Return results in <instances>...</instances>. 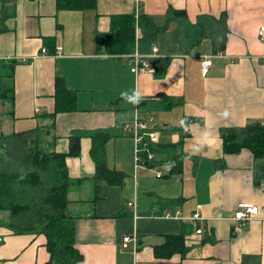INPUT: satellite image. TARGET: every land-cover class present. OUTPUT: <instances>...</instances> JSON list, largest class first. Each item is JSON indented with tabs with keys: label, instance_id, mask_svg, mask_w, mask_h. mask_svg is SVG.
<instances>
[{
	"label": "crops",
	"instance_id": "obj_1",
	"mask_svg": "<svg viewBox=\"0 0 264 264\" xmlns=\"http://www.w3.org/2000/svg\"><path fill=\"white\" fill-rule=\"evenodd\" d=\"M126 16L136 20L133 41L100 44ZM262 27L264 0H96L84 9L0 1V85L14 93L0 101V137L39 130L41 148L59 154L80 138L79 155L65 159L76 181L66 208L82 256L76 264H264V148L260 156L225 153L222 137L264 124ZM134 54L149 72L131 71ZM58 79L75 108L52 117ZM133 89L144 95L137 106L120 96ZM224 110L227 119L219 118ZM148 118L147 129L171 147L150 165L137 161L127 129ZM206 119L212 136L191 154ZM97 136L110 174H99L91 156ZM241 204L259 207L243 226L233 219ZM196 212L203 219L193 220ZM10 220L0 210V264H46L44 235L16 233ZM128 235L136 242L124 247Z\"/></svg>",
	"mask_w": 264,
	"mask_h": 264
},
{
	"label": "trees",
	"instance_id": "obj_2",
	"mask_svg": "<svg viewBox=\"0 0 264 264\" xmlns=\"http://www.w3.org/2000/svg\"><path fill=\"white\" fill-rule=\"evenodd\" d=\"M0 1L3 4L7 2ZM95 1L57 0V6L59 9H84ZM117 20L119 26L114 33L98 36L100 44L133 41L135 17L126 16ZM146 24L154 27L150 21ZM13 96V89L0 85V101H11ZM55 100L56 107L52 117L75 108V95L60 79L56 81ZM222 137L225 153H239L248 149L255 156H260L264 148V124L257 122L244 128L227 129L223 131ZM93 142L91 156L98 173L110 174L104 161L102 141L97 136ZM170 148L169 144L147 142L143 146L142 162L150 165L155 162L159 153ZM79 151V137H73L69 150L62 154L41 148L39 130L0 137V210L11 213L9 226L16 233L44 235L50 256L46 264H76L82 259L75 247L74 220L66 214L69 203L67 192L76 181L68 176L65 159L79 155ZM148 152L154 155L152 160H148Z\"/></svg>",
	"mask_w": 264,
	"mask_h": 264
},
{
	"label": "built area",
	"instance_id": "obj_3",
	"mask_svg": "<svg viewBox=\"0 0 264 264\" xmlns=\"http://www.w3.org/2000/svg\"><path fill=\"white\" fill-rule=\"evenodd\" d=\"M261 33L263 34L264 32V27L261 28ZM154 51H157V48H154ZM44 53H46V50H43ZM57 52L60 53L61 52V47L57 48ZM202 64V68L204 72H207V70L210 68V66H212V60L210 58H205L204 60H202L201 62ZM131 71L136 75H143L146 72L150 71V67L149 64L147 63V61L145 59H142L140 56H138L137 54H134V57L132 59V63H131ZM148 122H154L153 118H148L147 121H141L139 119L136 120V122L130 126H127V129L129 131H133L134 132V136H135V140H136V145H137V161L142 163V159H141V154L143 152V146L145 144H147V142H151V143H157L159 142V136L158 133L154 130H148L146 127L145 123ZM148 155V160H152L154 158V155L152 153H147ZM158 176H162V173L160 172L158 174ZM130 207H134L133 203H129L128 204ZM259 214V207L251 205V204H241L239 205V207L236 209L235 213H234V221L237 222V224L239 226H243L244 224H246L247 222H249L250 220H252L253 218L257 217ZM165 217L167 218H172V217H177L178 218V214L172 215L171 213H166ZM193 220H201L203 219L201 214L196 212L193 216H192ZM202 228H198L196 230L197 234H202ZM4 238L2 236H0V244L3 242ZM130 242H136V238L128 235L125 236L123 239V246L127 247V245Z\"/></svg>",
	"mask_w": 264,
	"mask_h": 264
},
{
	"label": "clouds",
	"instance_id": "obj_4",
	"mask_svg": "<svg viewBox=\"0 0 264 264\" xmlns=\"http://www.w3.org/2000/svg\"><path fill=\"white\" fill-rule=\"evenodd\" d=\"M121 99H123L126 103L132 104L133 106H137L141 104L144 100V95L139 89L133 90H125L120 93ZM229 116V112L224 110L219 114V118L227 119ZM180 126L185 132H191L194 125L188 124L187 120H181ZM198 127V126H197ZM215 127V123L213 120L206 119L204 120L203 130L199 132L196 137L193 145H192V153L198 154L205 147L207 140L211 138L213 129ZM171 164L165 165V167H171Z\"/></svg>",
	"mask_w": 264,
	"mask_h": 264
}]
</instances>
